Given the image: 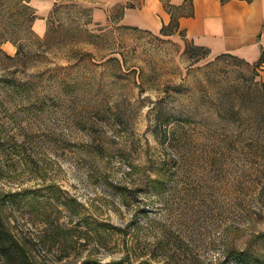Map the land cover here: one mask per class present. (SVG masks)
<instances>
[{
    "label": "rangeland",
    "instance_id": "1",
    "mask_svg": "<svg viewBox=\"0 0 264 264\" xmlns=\"http://www.w3.org/2000/svg\"><path fill=\"white\" fill-rule=\"evenodd\" d=\"M26 1L0 0V199L37 263L264 258V69L97 0H54L41 37Z\"/></svg>",
    "mask_w": 264,
    "mask_h": 264
},
{
    "label": "crops",
    "instance_id": "2",
    "mask_svg": "<svg viewBox=\"0 0 264 264\" xmlns=\"http://www.w3.org/2000/svg\"><path fill=\"white\" fill-rule=\"evenodd\" d=\"M180 13L179 25L187 38L214 55L228 54L249 63L258 62L264 53V0H170ZM54 0H33L39 18L35 30L47 33V22ZM119 7V25L159 33L172 22L173 11L164 0H97L93 18L100 25L112 19V10ZM176 12V11H174ZM264 69V64L262 66Z\"/></svg>",
    "mask_w": 264,
    "mask_h": 264
},
{
    "label": "trees",
    "instance_id": "3",
    "mask_svg": "<svg viewBox=\"0 0 264 264\" xmlns=\"http://www.w3.org/2000/svg\"><path fill=\"white\" fill-rule=\"evenodd\" d=\"M23 1L27 3L26 0ZM60 1L62 0H57V4L55 5L57 8L60 6L59 5ZM164 1L167 3V7H169V9L173 11V15H172V22L170 23L169 26H165L163 28L161 34H164L170 28H176L180 30V25H179L180 13H177L178 12L177 9L170 4V0H164ZM229 1L231 0H222L223 3H227ZM245 1L250 2L251 0H245ZM192 2L193 0H186V3L189 4L190 7L192 6ZM23 3L24 2H22V4ZM23 7L25 9H29L28 5H23ZM194 46H195V50L197 51H201L205 54L211 53L210 50L206 48L198 47L196 45ZM20 50L21 47L17 53V58H20L21 56ZM223 55H228V54H223ZM263 64H264V53L261 59L255 63V67L262 68ZM160 132L161 131L159 129H157L155 132L157 140H160L158 137ZM3 210H4L3 203L0 199V264H38L29 246H27L23 241H21L15 234H13L8 229L4 219ZM238 261L240 264H264V258L261 257L258 251H253L248 249L239 253Z\"/></svg>",
    "mask_w": 264,
    "mask_h": 264
}]
</instances>
